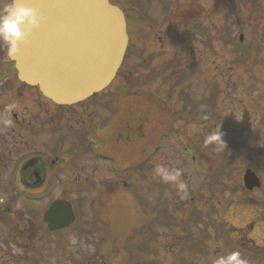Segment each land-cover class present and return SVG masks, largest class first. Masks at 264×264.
I'll return each mask as SVG.
<instances>
[{"label":"rangeland","instance_id":"rangeland-1","mask_svg":"<svg viewBox=\"0 0 264 264\" xmlns=\"http://www.w3.org/2000/svg\"><path fill=\"white\" fill-rule=\"evenodd\" d=\"M114 1L126 9V12L131 17L130 20L132 21H129V25L132 27L131 41L136 40L134 42L137 44L131 49V55L126 58V65L121 67L123 70L120 72L119 77H116L111 85L105 91L98 94L97 97L87 99L81 103V106L71 107L70 112L67 114L64 113V109L69 107L49 106L47 101L35 99V96L38 95L35 89L29 90L31 94L30 101L23 100L24 103L21 102L22 107L19 108L17 106L15 108L17 113L20 111L26 112L28 115H32L33 118L39 119V123H41V127L39 128L46 130L48 127L46 126L47 123L44 122L48 120V117L46 114L41 113V107L33 105V101L35 100L37 104L46 102L49 108L47 114L51 115L52 113L53 115L56 113L53 115L56 117L54 122V127L56 126L55 132L52 140L49 139L51 136L47 137L46 134L37 138L22 131L23 136L26 137V141H24L22 147L17 149L22 150L24 153L31 152V147L37 146V143L42 145L47 152L54 147L53 154L49 152L50 155H42L44 160H49L51 157L56 156L55 152L60 155H70V160L62 162V169H59L58 163L54 164L57 175L50 168L48 171L49 176L47 174L48 179L46 177L45 183L41 188H44L46 183L50 184L53 182L55 189L49 192L51 198L66 195L67 198L72 199L75 205H79L82 199H84L83 207L89 217L99 215V212L93 211V207L89 204L93 189L100 191L101 194L105 191L103 192V196H101L102 210L100 215L110 219L111 225L119 233L123 231L124 241L128 243L127 246H124L122 243L116 244L114 241L113 244H110V239L112 238L108 231L103 234L104 242L102 246L98 245V241H92L93 243L92 245L90 244L89 248L90 254H93L96 249L99 250L102 259L107 260L106 262L109 264H131V257L137 260L140 259V256L143 258V261L154 258L158 263L153 264H213L216 257L235 251L234 244L238 242H246V246L251 247L248 251H252V247L255 244L264 246V222L260 221L263 217L258 213V193L256 190L248 192L243 188L240 181L244 170L248 167L252 170L255 169L264 176V155H259L261 146L264 144V128H256L255 126L247 128V124L244 127L246 128L245 133H242V130L236 127L238 126V121L244 118V111L246 118L251 120L254 116L253 113L256 112L254 104L260 103L264 107V47L261 45L257 47L258 42H256V35H264V0L258 1L259 4H255L254 7L251 4L234 5V0H197V5L194 0ZM213 1L218 2L216 7L212 6L211 3ZM143 2H146V5H143ZM219 3L223 7L225 6V12L221 8V5L219 6ZM228 5L231 8L234 6V10L239 11L238 19H241L243 22L247 19L251 22L253 29L248 30L250 34H248L247 39L249 41L255 39V41H250L251 44L248 51L245 47V51L240 48L234 50L232 46H223L221 43V39L227 37L225 35L226 26L223 24L227 20L229 23V18L234 16L233 13L226 15ZM197 6L201 10L198 23L203 25L206 22L211 23V21L216 23L215 30L212 33L214 40V44L212 45L213 55H210L209 50L202 44H200V47H191L190 38L187 36L181 45L175 43V40L185 38L184 36H177L175 26L184 21L185 25L181 23V25L178 24L177 26V29L184 31V27L187 24L190 26L194 25L195 19L192 18L194 15L191 11L193 12ZM181 9L184 11L185 18H179ZM230 11L233 10L231 9ZM225 17L227 20L224 19ZM256 29H258V34ZM236 31L234 30L231 33L235 35ZM216 32H218L219 37H216ZM197 49L202 50L200 53L203 54V57L199 59V66L196 69L195 75L188 77V79H183V83L186 84V89L189 91L190 96L195 97L193 92L196 89V94L198 95L199 93L198 97L201 99L203 96L207 97L206 95L202 96V92L205 94L210 93L211 89L215 87L214 91L217 96L215 108L221 112V116L225 120L223 124L226 125L224 129H217H220L225 136V138H221L223 143L218 139H212L211 142H208L207 129L209 128L202 129L201 127H195L193 123H186L184 120L180 122L175 121L176 124L178 123L177 127H169V132L177 130L176 136L170 135L166 139V142L163 143L161 150L164 155H156L155 160H151L153 161L152 172H150L151 179H148L145 172L143 173V168L139 170L131 169L129 172L126 171L127 168H124L119 173L110 172L107 168L110 165L108 161H104L96 155H91L90 152L93 150L101 152L104 149L110 154L116 153V155H113L119 157L120 160L130 162L143 156L139 147L146 151L149 149L147 148L148 146L150 148L153 147V134L154 132L157 133L156 127L153 125L158 123L161 131H163L165 129L163 127H167L170 124V113H166L165 115L164 111L156 110L158 112L153 117H150V124L148 122L145 124L146 131L142 130L141 132L142 134L143 131L145 132L141 141L132 139L130 140V144H124L120 140L118 142L111 141L109 134L115 132L114 128L120 122L119 119L124 117L125 114L129 118L127 120L129 125L132 126V123H135L133 119L138 121L137 116H141L140 112L142 110L147 111L146 106H149L144 102L143 94L141 95L140 91L141 88H144V85L148 84L149 79L146 80L148 76H155L153 79L157 81L153 80L151 85L156 88L157 86L160 87L158 89L162 93L168 94L171 97L170 101L174 107L181 109V112H183L184 105L179 96L175 95L176 92L173 91L176 90L172 84L173 74L172 76L167 75V71L171 74L176 71V68L180 67L185 71L189 67L187 63L197 55ZM241 53L246 54L240 57ZM5 57V55L2 56V59L7 61ZM174 57L177 58V61H175ZM239 57L245 59L243 66L239 64ZM180 63L182 66L179 65ZM147 65L151 66L154 70L152 72L148 71L146 69ZM157 66H159V69L156 68ZM164 70L165 72L164 74H160L161 76L154 74V72H162ZM240 72L244 73L247 77L246 85H244L241 79L244 74ZM222 74H227L226 78L231 77L230 83H228V85L230 84V88L226 84L227 81L222 78ZM146 81L147 83L145 84ZM178 88L181 89L180 86ZM226 88L229 89V95L226 92ZM260 94H262V102L258 101ZM28 96L29 94L22 96V98ZM241 98L245 99L244 102L248 105L247 110L240 109L238 99ZM99 104L105 106L107 109L101 107L97 110V107H94V105L98 106ZM108 105L113 109V113L114 110L118 111L111 119L109 118L110 111H108ZM44 107L45 109L47 108L46 106ZM130 109L132 110L129 113H136L138 109V115L136 117L135 114L128 116L127 111ZM78 116L81 117L78 119ZM105 116H108V118L106 119ZM179 117L183 118L180 115ZM102 118L107 121L100 123ZM173 119L176 120L175 115ZM76 122L80 125L76 124ZM69 124L73 125L71 128L73 130L72 136L69 135ZM106 132H108V135ZM29 137H32V141L27 142ZM174 137L180 139L178 142L183 141L188 143L183 139L187 138L190 142L192 141L195 145H198L197 147L200 155H202L201 159L203 162H199L202 164L200 167L206 171H209V169L213 170L214 168L220 169V172L225 177L216 182L215 180L212 181V178L208 180L194 173L190 156L187 155L186 151L182 150L180 144L175 142ZM85 138L87 139L85 140ZM132 138H135V134H132ZM51 146L53 147L51 148ZM47 148L50 149L47 150ZM17 149L9 150V147L6 148L8 155H5L6 160L0 173V184L3 182L2 180L7 178L5 172L10 163L9 158L18 151ZM113 150L114 152L112 153ZM127 153L130 155H125ZM262 160L263 165L261 164ZM258 162L259 165H257ZM122 163L126 164L128 162L124 161ZM161 165L166 166L169 170H180L181 175L178 181L164 182L156 172L157 166ZM222 165H226V167H222ZM100 177L101 179L105 178L107 181L110 177H116V179L121 177L124 179L110 180L109 183H111L112 187L110 185L108 187L107 185L104 188L103 184L99 183ZM126 177L138 183L139 187L145 191V187L148 188V183H151V190L158 193L155 194L152 191V196L156 197V203L159 202L165 207L164 218L161 221H155L154 225L152 222H149L153 227L150 229L148 235H145V233L142 235L139 232L147 224L143 213L144 210L141 208L144 204L143 199L138 196L132 184L126 182ZM178 183H183L186 186L185 189H179L177 187ZM133 200L140 207H137L133 203ZM42 202L44 203H37V205H33L34 207H32L38 215H40V211L42 214V209L47 203V199H44ZM23 207H28L26 208L27 213H31V208L27 204L14 202L10 213L7 212V215L15 216L16 214V216L22 218L24 216V209L20 208ZM79 212H82V209L78 208ZM153 216L154 214H151V217ZM37 221L40 225L39 218H37ZM227 221H230V224L226 223L230 225L228 226L229 229L226 224L223 225ZM213 222L214 225L221 226L227 235L230 236L232 246L226 244L225 238L222 235L223 231L214 228L212 226ZM219 223L222 225L219 226ZM89 226L90 228H88ZM89 226L86 225V230L92 234L91 236L94 239V224L91 223ZM191 229L193 236L198 237L199 235L202 237L200 238L199 245H205L204 248L208 249V251L207 254H201L204 251L201 250V247L197 248L200 250L198 255L195 253L190 255L191 252L189 251L187 252L190 255L188 259L183 254L186 251L185 246L189 248L187 243H195L197 245L196 241L189 238V231ZM77 240L76 236H71L69 239L61 236L56 239L45 264H58L57 258H61L60 250L66 242L70 241V244L71 242H75L74 248L76 249L87 248L89 246L86 241L80 240V242H77ZM88 242L91 243L90 240ZM70 247L73 248L72 245ZM195 247L193 245L192 251H194ZM241 257L246 259L248 264H264L263 255L260 258L251 260L242 255Z\"/></svg>","mask_w":264,"mask_h":264},{"label":"flooded vegetation","instance_id":"flooded-vegetation-1","mask_svg":"<svg viewBox=\"0 0 264 264\" xmlns=\"http://www.w3.org/2000/svg\"><path fill=\"white\" fill-rule=\"evenodd\" d=\"M196 5L197 0H194ZM258 1L261 0H234V5L238 4H251L253 7L255 4H259ZM217 1H213L211 4L212 6L216 7L218 4ZM221 5V8L224 9L225 12V6L223 7L221 3H219V6ZM192 9V8H191ZM194 9V8H193ZM233 11H230V10ZM200 11L198 9V6L194 9V13L191 11V13L194 15L192 18L195 19L194 25L190 26L187 24L184 27V31L177 29L178 24L175 26V32H177V36L179 37H185L183 39H178L175 40V43L178 45H181L184 43L186 36L190 38V43L191 47H200V44H202L204 47H206L209 50L210 55L214 53L212 49V45L214 44L213 36L212 33L215 30V24L213 21L211 23H207L205 25L198 23V20L200 19ZM183 10L181 9V13L179 14V18H185L183 14ZM233 13V17L229 18V23L227 18L225 17L224 19L227 20L223 25L226 26L225 31L231 35V32L234 30H237L236 32H242V30L248 31L249 29H253L251 22L248 21L247 19L243 22L241 19H238L239 17V11L234 10V6L231 8L230 5H228V10L226 11V15H230ZM236 13V14H235ZM237 15V16H236ZM235 19V20H234ZM186 24L184 21L181 22ZM181 23L179 25H181ZM190 27V28H189ZM235 28V29H233ZM191 30V34H190ZM257 34H258V29H256ZM263 31H264V24H263ZM187 32V33H186ZM257 37V47L261 45L264 47V35L259 34ZM226 38V37H225ZM234 38H236V35H234ZM237 38L242 42V38L240 36H237ZM220 41V40H219ZM250 41H255L250 40ZM247 41L249 43L248 46H250L251 42ZM189 43V44H190ZM221 43L223 46H227L228 42L222 40ZM188 45V44H187ZM247 46H245L246 48ZM193 50V48H192ZM198 50V49H197ZM196 50V51H197ZM202 50L197 51V55L195 58H191L187 64H189V67L183 71V69L176 68L175 72H172L170 74L169 71H167V75L172 76L173 74V86L176 88V90H173L176 92V96L180 98L181 102L183 103V109L184 111L186 110L185 113V119L184 121L187 123H193L195 127H201L202 129L205 128H223L226 126L223 124L225 120H223V117L221 116V112L215 108V104L217 105V96L215 94L214 88L211 89L210 93H203L202 99L198 97L196 94V89L193 92L195 94V97L190 96L189 91L186 89V84L183 83V79H188V77H192L195 75L196 69H198L199 66V59L202 58L203 54L200 53ZM245 51V49H244ZM0 173L2 172V166L5 163V155H8L6 148L9 147V150L12 149H19L20 147L23 146V143L26 137L23 136V132L25 134H31L34 135L35 137L39 138L42 134H46L47 137L51 136L53 137V132H54V122L56 117L53 116L56 113L52 115L47 114L49 112V108L46 102L44 103H39L37 104L35 100L33 101V105L37 107H41L42 109L40 110L42 114H46L48 117V120L44 123H47V129L39 128L41 127V123H39V119L33 118L32 115H28L26 112H19L17 113V110L15 109L17 106L20 108V101L21 97L23 94L31 96L29 93V89H24L23 86H21L19 83H17L11 73L8 71L10 69V65L7 61H4L2 59L3 52L1 51L0 53ZM240 57L244 56V53L239 55ZM213 57V56H212ZM239 57V58H240ZM175 58V57H174ZM177 58H175V61ZM240 66L245 64V59L240 58L239 60ZM180 66L181 63L179 64ZM245 67V66H244ZM159 69V66L156 67ZM148 71L152 72L154 69H152L151 66L147 65ZM229 69V67H228ZM164 71H158L154 72V74L157 76H161L160 74H164ZM201 73V72H200ZM241 73V72H240ZM244 74V73H241ZM228 75H223L222 78L225 79L227 82V86L230 88V83L231 77L226 78ZM153 77L148 76L146 80L149 79V82L147 85H144V88H141V95L144 97V102L148 104L147 111L142 110L140 112V117H138V109L136 110V113H129L132 109L127 111L128 116H132L131 114H135V117L137 116L138 121L133 119L135 123H132L133 125H129V122L127 121L129 118L124 115V117L119 119V123L117 126L114 128V133L109 134L111 136L110 140L111 141H121L124 142V144H130V140H139L143 138L146 131V122L150 124V117H153L154 114L160 110L164 111L165 115L168 113V108L170 110L171 107V121H174L172 119V113L175 114L176 120L175 121H182V119H179V112L181 109H177L174 107L172 102L170 101V96L168 94H164L161 92L160 87L157 86L154 87L151 85L153 83V80L157 81L156 79H153ZM157 78V77H156ZM244 85H246V79L247 77L243 76L241 77ZM240 79V81H241ZM147 81L145 82V84ZM185 84V85H184ZM161 85V84H160ZM162 86V85H161ZM180 86L181 89L178 87ZM190 90V89H189ZM229 89L226 88V92L228 93ZM247 93V92H246ZM171 96L172 94L169 93ZM179 94V95H178ZM157 96L158 98H163L165 101L159 102L158 98H154V96ZM227 95V96H228ZM258 99V101H261V96ZM264 95V94H263ZM33 96V95H32ZM35 99H38V97L35 96ZM245 99L241 98L238 99V103L240 105L241 110H247L248 105L246 102H244ZM159 104H164L163 106ZM51 104H49L50 106ZM170 107H169V106ZM26 106V105H25ZM46 106L47 108L45 109ZM53 106V105H51ZM253 106V105H252ZM190 107V109H188ZM222 107V106H221ZM156 109V110H155ZM254 109H256V112L253 113L254 116L251 118V120L246 118V114L244 111V118L239 120L238 126L242 129V133H245L244 128L247 124V128H251L252 126H255L256 128H264V107L260 104H254ZM188 110V111H187ZM70 112V108L64 109V113L67 114ZM117 110H114V113H117ZM111 115H113V110L111 111ZM73 115V114H70ZM115 115V114H114ZM37 117V116H35ZM81 116H78V119ZM247 119V120H246ZM114 120V119H113ZM4 121H10L9 124H5ZM53 121V122H52ZM107 120H104V122ZM174 121V122H175ZM101 123V122H100ZM157 123V121H155ZM122 126H121V125ZM125 124V126H123ZM176 124V122H175ZM153 125V124H152ZM193 125V126H194ZM155 130L157 131L154 132L153 134V147H147L149 148L147 151L141 147L140 152L141 155H143L141 158L142 163H143V173L145 172V175L148 177V179H151V168L153 161L155 160L154 158L156 155H164L162 152V145L164 142H166L167 136L164 133L161 132V127L158 125V123L153 125ZM177 127V125L175 126ZM128 128V129H127ZM165 128V127H163ZM143 131V134L141 133ZM260 130V129H259ZM23 131V132H22ZM108 135V132H106ZM115 134V135H114ZM123 134V135H122ZM130 134L129 136H127ZM132 134H135V138H132ZM131 136V138H130ZM183 136V135H182ZM184 137V136H183ZM86 139V138H85ZM187 142H190L187 138H184ZM28 141H32V137H29ZM35 147H31V149H39V147L44 148L42 145L37 144ZM191 146L195 151H198V145H195L191 141ZM53 146H51L52 148ZM54 148V147H53ZM53 148L49 150L46 154L43 153L42 155H50L53 154ZM17 149V150H18ZM111 149V148H110ZM264 149V144L261 146V150L259 152V155H264L263 152ZM45 150V149H44ZM50 152V153H49ZM114 150L112 151V153ZM88 153V152H86ZM91 155H96L98 158L103 159L104 161H108V163H120V167H115V170L112 168L110 169L108 166L107 168L109 169L110 172L112 173H119L124 170V168H127L126 171H130L131 169H134L130 166L131 162L133 161H127V160H120L119 157L114 156L116 153L110 154L108 153L107 150H102L101 152L99 151H91ZM39 154H31V156L25 155L22 150H18L10 159L9 166L6 170V175L7 178L2 180L3 182L0 184V264H45L52 249L54 246V243L56 239H58L61 236H64L66 238H71V236H76L77 237V242L86 241L87 245H89L87 248H74V243L75 242H66L64 246L62 247L61 251V258H57L58 264H104L102 262V255H100L99 250L96 249V251L93 254H90V244L92 245V241H98V245L102 246L104 238H103V232L102 228L103 225L108 222L107 217L105 218L102 215L89 217L87 215L86 210H84V205L83 202L84 199H82V202L79 205H75L72 199H69L66 197V195H61V198H65L71 201L74 212L76 213V218L75 221L69 225L66 228L59 229L57 231L51 230L52 226L49 224L50 222L54 220V217L50 218H45V212L50 206L51 202L53 201L54 198H51L49 195V192H52L55 189L54 183H46L44 188H41L46 180L48 171L50 168H52L54 173L57 175L56 169L54 168L55 162L58 160V156H54L51 159H45L41 158L38 156ZM59 155V154H55ZM113 155V156H110ZM125 155H130L129 153ZM138 155V154H137ZM28 156V157H27ZM199 160H201L202 155H196ZM48 161V162H47ZM128 162L126 164H123L122 162ZM263 165V160L262 163ZM259 165V162L258 164ZM177 168V167H176ZM139 170V168H138ZM65 172V171H64ZM258 172V171H256ZM63 173V172H62ZM54 174V175H55ZM262 175V173H260ZM259 174V175H260ZM62 175V174H61ZM260 175V176H261ZM49 176V174H48ZM259 176V177H260ZM127 178V177H126ZM48 179V177H47ZM123 180L124 178L118 177H110V179L107 181L105 178L101 177L99 178V183L103 187H110L111 183H109L110 180ZM261 179V177H260ZM262 180V179H261ZM132 180L126 179V182L131 183ZM164 183L163 181H161ZM263 183V182H262ZM133 184V183H131ZM151 183H148V188L145 187L146 191L143 190V210H144V215L146 217V225L145 227H142L143 233L145 235L149 234L150 227H149V222L152 219H157L158 222L161 221L164 218V209L159 202L156 203V197L152 196V191L151 190ZM110 185V186H109ZM112 187V186H111ZM262 188V186H261ZM96 189H93L92 197H90L89 204L91 207L96 208L97 211L101 212V196H103V191L102 194L100 191H97L98 194L96 193ZM155 194H158L157 191H153ZM263 193H264V188L260 189L258 191V211L259 214L264 217V199H263ZM67 194V193H66ZM94 194H96L94 196ZM94 196V197H93ZM44 199H47V203L45 204L44 208L42 209V214L40 211V215L35 211V209H32L34 207L33 205L42 204ZM95 200H97V205L95 204ZM16 202H23L24 204H27L31 208V213H27L26 208L28 207H23L20 209H24V216L22 218L14 215L8 216L7 212L10 213L11 211V206H13V203ZM90 207V208H91ZM78 208L82 209V212L78 213ZM19 210V209H18ZM17 211V210H16ZM94 211V210H93ZM151 214H154L153 217H151ZM37 218L40 219V225L37 221ZM49 219V220H48ZM91 221V222H90ZM94 224L93 229H94V236L95 238H92V234L88 233L86 230V225L89 226V224ZM90 228V226L88 227ZM96 231V234H95ZM89 235V236H88ZM97 236V237H96ZM91 241L89 243L88 241ZM70 245L73 246L70 247ZM92 247V246H91ZM15 252H14V250Z\"/></svg>","mask_w":264,"mask_h":264},{"label":"water","instance_id":"water-1","mask_svg":"<svg viewBox=\"0 0 264 264\" xmlns=\"http://www.w3.org/2000/svg\"><path fill=\"white\" fill-rule=\"evenodd\" d=\"M43 11V22L12 59L18 77L36 85L56 103L72 104L83 100L107 86L115 76L127 46L125 19L109 0H26ZM98 62L94 77L86 75L91 63ZM40 64L36 72L32 64ZM62 71L65 86L53 87L49 76ZM85 75V80L82 76ZM71 82V83H70ZM248 188L257 185L254 175L244 177ZM51 211V212H50ZM50 213L60 215V226L73 218L71 205L55 201ZM53 215V213H52Z\"/></svg>","mask_w":264,"mask_h":264},{"label":"clouds","instance_id":"clouds-1","mask_svg":"<svg viewBox=\"0 0 264 264\" xmlns=\"http://www.w3.org/2000/svg\"><path fill=\"white\" fill-rule=\"evenodd\" d=\"M42 22L43 18L38 11L26 0H0V51H3L8 59H13L20 47L26 44L30 36L40 28ZM4 123L9 124L10 121ZM222 135L219 130L211 138L222 142ZM156 172L166 182H176L181 175L180 170H169L162 165L157 166ZM177 187L183 190L186 186L178 183ZM213 264H248V262L241 257L239 251H233L216 257Z\"/></svg>","mask_w":264,"mask_h":264},{"label":"bare ground","instance_id":"bare-ground-1","mask_svg":"<svg viewBox=\"0 0 264 264\" xmlns=\"http://www.w3.org/2000/svg\"><path fill=\"white\" fill-rule=\"evenodd\" d=\"M134 41H136V40H132L133 43H135ZM32 66H33V68H34V70L36 72H39V71L42 70V66L40 64H34L33 63ZM95 68H97L99 70L100 64L98 62L91 63L89 70L86 71V75L94 77V75H96V73L98 72V70L96 72H93L95 70ZM62 71H66V70L64 69V70L53 71L51 73V75L49 76L50 80L53 82V87H52L53 89H54V86H55L56 89L59 90L60 88H62L63 86H65L66 83L68 82V80L66 82V79L62 78ZM80 78H82L83 80H85V75L82 76V77H80ZM39 149H43L44 150V148H42V147H39ZM29 156H31V155H29Z\"/></svg>","mask_w":264,"mask_h":264},{"label":"snow or ice","instance_id":"snow-or-ice-1","mask_svg":"<svg viewBox=\"0 0 264 264\" xmlns=\"http://www.w3.org/2000/svg\"><path fill=\"white\" fill-rule=\"evenodd\" d=\"M37 11L38 13L40 14V16L43 18V11H42V8L39 7V6H33Z\"/></svg>","mask_w":264,"mask_h":264}]
</instances>
